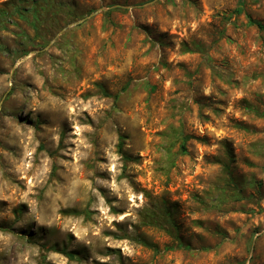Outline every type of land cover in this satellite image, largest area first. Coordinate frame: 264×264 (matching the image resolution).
Masks as SVG:
<instances>
[{
  "label": "rangeland",
  "instance_id": "1",
  "mask_svg": "<svg viewBox=\"0 0 264 264\" xmlns=\"http://www.w3.org/2000/svg\"><path fill=\"white\" fill-rule=\"evenodd\" d=\"M0 264H264V0H0Z\"/></svg>",
  "mask_w": 264,
  "mask_h": 264
},
{
  "label": "trees",
  "instance_id": "2",
  "mask_svg": "<svg viewBox=\"0 0 264 264\" xmlns=\"http://www.w3.org/2000/svg\"><path fill=\"white\" fill-rule=\"evenodd\" d=\"M258 25H260V24H258ZM119 148H122V143L119 144ZM124 158L126 160H131V157H129V156H124Z\"/></svg>",
  "mask_w": 264,
  "mask_h": 264
}]
</instances>
